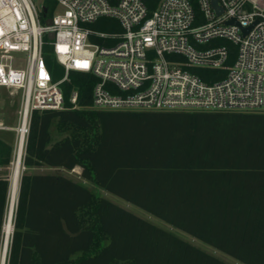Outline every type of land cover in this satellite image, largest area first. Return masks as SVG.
I'll list each match as a JSON object with an SVG mask.
<instances>
[{"label": "trees", "instance_id": "trees-1", "mask_svg": "<svg viewBox=\"0 0 264 264\" xmlns=\"http://www.w3.org/2000/svg\"><path fill=\"white\" fill-rule=\"evenodd\" d=\"M159 1L145 3L153 11ZM91 26L121 28L109 17ZM46 59L60 78L62 66ZM97 80L71 70L63 108L33 110L24 166H80L83 178L172 226L264 264V110L98 108ZM53 121L69 133L52 142ZM12 153L0 137V167ZM9 190L0 173V250ZM12 222L6 264H231L62 173L24 171Z\"/></svg>", "mask_w": 264, "mask_h": 264}, {"label": "built area", "instance_id": "built-area-1", "mask_svg": "<svg viewBox=\"0 0 264 264\" xmlns=\"http://www.w3.org/2000/svg\"><path fill=\"white\" fill-rule=\"evenodd\" d=\"M218 4L221 13L211 0H160L153 11L145 0H0V87L22 90L17 144L33 110L63 108L71 70L97 77L98 108L264 110V0ZM100 17L120 30L92 27ZM47 51L64 70L58 79Z\"/></svg>", "mask_w": 264, "mask_h": 264}, {"label": "rangeland", "instance_id": "rangeland-1", "mask_svg": "<svg viewBox=\"0 0 264 264\" xmlns=\"http://www.w3.org/2000/svg\"><path fill=\"white\" fill-rule=\"evenodd\" d=\"M12 57V63L14 65H25V54L22 52H11ZM22 105V90L19 88H6V87H0V137L12 144L13 147V153H12V160L9 164V166L6 167H0V173H7L9 178L11 177L12 169H13V161L15 158V149L17 145V128L19 126L20 118H19V111ZM56 121H53L50 131H51V141H56L61 139L62 137L66 136L69 132H59L56 127ZM26 143V142H25ZM25 151V146H24ZM24 153V152H23ZM24 155V154H23ZM24 171L28 172H56V173H62L64 175H67L69 177H72L76 180L83 181L90 189L95 191L96 193L107 197L108 199L114 201L115 203L131 210L132 212L147 218L154 222L155 224L164 227L166 229L172 230L180 237L191 241L195 245L205 249L206 251L213 253L214 255L220 257L221 259L231 263V264H245L244 262L234 258L233 256L213 247L212 245L192 236L191 234L172 226L168 222L164 221L163 219L152 215L151 213L147 212L143 208L130 203L126 201L124 198L120 197L119 195H116L107 189L97 185L91 180L85 179L82 177V168L80 166H76L72 170H67L63 167H53V166H41V167H32L27 168L23 164L22 159V168H21V174ZM20 174V176H21ZM11 186V185H10ZM9 197H10V191H9ZM16 202V201H15ZM10 203V198L8 205ZM16 204V203H15ZM8 209V208H7ZM9 248V246H8Z\"/></svg>", "mask_w": 264, "mask_h": 264}, {"label": "bare ground", "instance_id": "bare-ground-1", "mask_svg": "<svg viewBox=\"0 0 264 264\" xmlns=\"http://www.w3.org/2000/svg\"><path fill=\"white\" fill-rule=\"evenodd\" d=\"M24 146L21 143L17 144V150L13 161V169L11 173V186H10V203L3 223V241L0 250V264H5L6 254L9 246V239L13 227V211L15 208V201L17 199L19 180L22 168V156Z\"/></svg>", "mask_w": 264, "mask_h": 264}, {"label": "water", "instance_id": "water-1", "mask_svg": "<svg viewBox=\"0 0 264 264\" xmlns=\"http://www.w3.org/2000/svg\"><path fill=\"white\" fill-rule=\"evenodd\" d=\"M211 3H212V6L214 7V9L216 10V12L217 13H221L222 11H223V8L221 7V6H219V4H218V0H211ZM44 12H45V9H44ZM51 19H47L46 20V23L47 24H51ZM230 22H232V21H230ZM249 29H250V27H247V28H243V32H248L249 31ZM48 37L49 38H53L54 37V34L51 32V33H49L48 34ZM14 212V211H13ZM13 230H14V224H13V227H12V232H11V235H12V233H13ZM11 235H10V238H11ZM9 241H10V239H9ZM8 251V250H7ZM6 257H7V254H6ZM6 261V260H5ZM5 264H6V262H5Z\"/></svg>", "mask_w": 264, "mask_h": 264}]
</instances>
